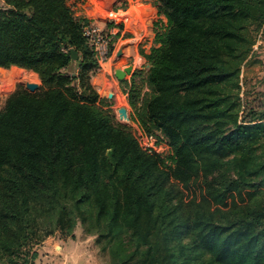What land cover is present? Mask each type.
<instances>
[{
    "label": "trees",
    "instance_id": "obj_1",
    "mask_svg": "<svg viewBox=\"0 0 264 264\" xmlns=\"http://www.w3.org/2000/svg\"><path fill=\"white\" fill-rule=\"evenodd\" d=\"M3 2L0 68L33 72L40 87L0 111V264H33L29 240L77 225L110 264H264V112L239 97L264 0H156L166 27L145 55L148 92L139 73L124 83L131 120L164 136L165 158L103 108L91 20L66 0ZM199 174H215L206 193L228 209L190 224L166 187Z\"/></svg>",
    "mask_w": 264,
    "mask_h": 264
},
{
    "label": "rangeland",
    "instance_id": "obj_2",
    "mask_svg": "<svg viewBox=\"0 0 264 264\" xmlns=\"http://www.w3.org/2000/svg\"><path fill=\"white\" fill-rule=\"evenodd\" d=\"M67 4L75 12L76 16L81 15L88 17L92 21L100 20L103 21V24H92L93 26L101 30L102 35L109 37L110 41L108 42L109 54L105 61L99 62V70L92 77V83L96 90L98 89V74H100L102 69L106 64L108 68L111 67L109 71L108 79L113 78L114 81H117L114 75V71L120 68L123 65L132 66V71L129 75H126L123 81H118V86H116V95L109 98V94L113 92L107 87L103 90L101 96L102 106L105 110L112 111L115 121L119 124L126 125L130 127L132 134L136 137L140 147L150 152H155L156 154L161 155L163 158L170 155V147L164 138V136L159 131H152L150 134L136 121L131 120V116L135 118V112L130 107L128 102V86L132 79V76L136 73L140 75L137 76L136 81L141 86V98L145 93L148 92V89L145 85L144 79L148 70L147 60L145 55H148L151 48L154 46V32L161 31L166 27V19L162 15H158L153 23L152 27L149 28L148 34L138 42V54L137 58L130 57L126 59L125 55H122V59L125 61L118 60L115 52L122 49L123 46L129 44V34L120 35V30L118 28L109 29L107 27L108 22L116 21V17L112 18L111 6L112 1L110 0H66ZM135 1V0H134ZM4 6V2L0 0V8ZM156 6V3H155ZM128 8V2L125 0H118L114 5V9H126ZM157 9V7H156ZM115 19V20H113ZM119 23L122 22V17L118 18ZM157 23V26L154 24ZM129 35V36H128ZM260 44L258 50L255 47L258 37ZM252 37L254 40V45L251 53L248 56L247 62L244 66L241 67L239 75V97L242 103V106L246 102H255L261 103L262 111L264 112V23L258 27V29H253ZM126 47V46H125ZM260 51V52H259ZM140 56V58H138ZM140 59V60H139ZM14 69V70H13ZM13 74L16 76V81L14 86L9 92H2L0 89V111L3 109L6 100L13 95L18 90H25L29 92L25 85L27 83H35L40 87V81L37 75L33 72L26 71L17 67H11L9 69L0 68V75ZM33 77L36 78V81L33 80ZM117 83V82H115ZM39 87L36 92L39 91ZM101 88V87H100ZM257 106V104H255ZM125 108L128 115V121H123L119 119L118 109ZM215 176V174L213 175ZM212 175L207 176L206 178L199 174L195 179L190 180L187 183H181L179 181L170 180L167 184L166 190L170 193V198L173 203H182V214L184 217L188 215L190 224L193 221L194 212L198 213H211L213 214V220L218 221V217L221 215V212L227 211L228 208H224L219 205L218 202L211 199L206 193V183L211 180ZM0 184L2 185V179L0 178ZM235 201H238V198L235 197ZM231 199L228 200L230 204ZM219 210V213L216 211ZM40 237V238H37ZM49 239L56 241H68L71 244L81 247L80 252H82V257H86L92 264H110L108 257L100 251V247L96 241V236L87 235L84 233V230L80 225H77L73 231L72 236L61 235L58 231L51 233L50 235L44 236L43 233H39L35 238H32L28 241V245L25 246L22 250L25 251L28 255L30 253H37L44 246L45 242ZM186 238L183 240L185 241ZM27 257V256H26ZM25 257V259H26ZM23 256L17 259L18 263L22 264ZM29 259V258H28ZM37 259V258H36ZM34 263V262H33Z\"/></svg>",
    "mask_w": 264,
    "mask_h": 264
},
{
    "label": "crops",
    "instance_id": "obj_3",
    "mask_svg": "<svg viewBox=\"0 0 264 264\" xmlns=\"http://www.w3.org/2000/svg\"><path fill=\"white\" fill-rule=\"evenodd\" d=\"M109 1L110 0L106 2L110 3ZM111 1H112V6H111L112 18L115 17L117 18L116 21H112V22L119 24L117 20H119L118 19L119 17H122L121 19L122 22H120V24H122V30L119 31L120 35H124V34L131 35V36L128 35L129 44L125 45L126 47L123 46L124 47L123 50L120 49L115 52L116 57L118 60H121L122 55H125L126 59L130 57L136 59L137 55H139L138 42L142 40V38L145 37L146 34H148L149 28L152 27V23L154 19L158 16L157 9L155 6L156 0H135V1L125 0L126 2H128V8L117 9V10L114 9V5L117 3L118 0H111ZM124 15L125 16L127 15L132 19L129 26L125 22ZM80 16L83 15H81L80 13ZM91 22L92 24H98V25L104 23L103 21L100 20H96V21L91 20ZM262 43L263 42H256L255 47L257 48V50L260 44ZM260 51L261 52L264 51V48L263 50ZM118 54L120 55L118 56ZM138 58H140V56H138ZM126 59L123 58L121 61H125ZM104 66L105 67L101 70L102 72L98 74L99 87L97 89V92L100 98H102L101 94L106 87L113 92L112 96L116 95L117 93L116 86H118L117 85L118 80L114 81L113 78L110 79L107 78L109 76V71H111V67L108 68L106 64ZM125 67H128L127 64L121 66L118 69H123ZM79 249H81V247L71 244L68 241L64 242L61 240L56 241L53 239H49L45 242L44 246H42L41 250L38 251V257L33 264H92L86 257L84 256L82 257V252H80Z\"/></svg>",
    "mask_w": 264,
    "mask_h": 264
},
{
    "label": "built area",
    "instance_id": "obj_4",
    "mask_svg": "<svg viewBox=\"0 0 264 264\" xmlns=\"http://www.w3.org/2000/svg\"><path fill=\"white\" fill-rule=\"evenodd\" d=\"M86 35L95 48L98 63L100 61H105L110 51V49L108 50V42L110 41V38L102 35L101 30L93 25L86 30ZM260 37L261 35L258 37L257 42H260Z\"/></svg>",
    "mask_w": 264,
    "mask_h": 264
},
{
    "label": "water",
    "instance_id": "obj_5",
    "mask_svg": "<svg viewBox=\"0 0 264 264\" xmlns=\"http://www.w3.org/2000/svg\"><path fill=\"white\" fill-rule=\"evenodd\" d=\"M70 53H71L72 59L76 60L77 54L73 50H71ZM119 55L120 54H118V56ZM131 71H132V66H128V67H125L123 69H116L114 71V75L118 81H123L124 78L126 77V75H129L131 73ZM25 87L29 91V93H35L39 86L35 83H27L25 85ZM108 96H109V98H111L112 94H109ZM117 113H118L120 120L128 121V115H127V111L125 108H119Z\"/></svg>",
    "mask_w": 264,
    "mask_h": 264
},
{
    "label": "bare ground",
    "instance_id": "obj_6",
    "mask_svg": "<svg viewBox=\"0 0 264 264\" xmlns=\"http://www.w3.org/2000/svg\"><path fill=\"white\" fill-rule=\"evenodd\" d=\"M131 21H132V19L126 15L125 16V22L128 26L130 25ZM33 80L36 81V78L33 77ZM15 81H16L15 75L6 74V73L1 74L0 75V89H1V91L4 93L9 92L12 89V87L14 86Z\"/></svg>",
    "mask_w": 264,
    "mask_h": 264
}]
</instances>
